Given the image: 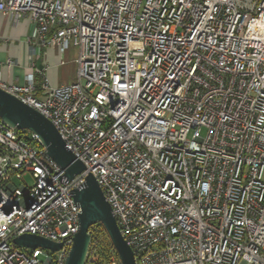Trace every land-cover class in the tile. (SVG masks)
<instances>
[{"label": "built area", "instance_id": "1", "mask_svg": "<svg viewBox=\"0 0 264 264\" xmlns=\"http://www.w3.org/2000/svg\"><path fill=\"white\" fill-rule=\"evenodd\" d=\"M1 14L30 19V43L78 49L73 83L0 87L85 170L68 181L36 134L0 119V264L66 263L89 174L136 264H264V0H0ZM23 234L63 246L20 248Z\"/></svg>", "mask_w": 264, "mask_h": 264}, {"label": "water", "instance_id": "2", "mask_svg": "<svg viewBox=\"0 0 264 264\" xmlns=\"http://www.w3.org/2000/svg\"><path fill=\"white\" fill-rule=\"evenodd\" d=\"M0 119L12 128L36 134L46 148L48 156L65 171V178L68 181L85 170L84 164L66 148L60 133L49 119L1 87ZM73 199L81 210L80 229L74 237L65 264H86L92 242L91 229L99 224L106 231L121 263L136 264L134 252L123 238L111 206L92 174L87 176L86 184L82 188L74 190ZM14 243L20 248H44L53 252L63 246L62 243H55L31 234H23L15 238Z\"/></svg>", "mask_w": 264, "mask_h": 264}, {"label": "crops", "instance_id": "3", "mask_svg": "<svg viewBox=\"0 0 264 264\" xmlns=\"http://www.w3.org/2000/svg\"><path fill=\"white\" fill-rule=\"evenodd\" d=\"M34 30L28 18L16 22L0 15V81L6 85H23L25 76L33 73L37 95L41 96L44 76L52 87L77 80L78 49L70 46L62 52L57 46L45 47L38 41L30 43Z\"/></svg>", "mask_w": 264, "mask_h": 264}, {"label": "trees", "instance_id": "4", "mask_svg": "<svg viewBox=\"0 0 264 264\" xmlns=\"http://www.w3.org/2000/svg\"><path fill=\"white\" fill-rule=\"evenodd\" d=\"M95 228H100L102 231V234L100 236L97 235L99 242H100V248H99V254H100V262L99 264H107L110 257L112 255H116V252L113 248V245L111 244L108 235L104 232V228L102 225H95L92 227V234L94 236V230Z\"/></svg>", "mask_w": 264, "mask_h": 264}, {"label": "rangeland", "instance_id": "5", "mask_svg": "<svg viewBox=\"0 0 264 264\" xmlns=\"http://www.w3.org/2000/svg\"><path fill=\"white\" fill-rule=\"evenodd\" d=\"M204 134H205V131L203 130V131H202V135H204ZM28 179H29V177H28ZM16 184H17V185H20L19 182H16Z\"/></svg>", "mask_w": 264, "mask_h": 264}]
</instances>
